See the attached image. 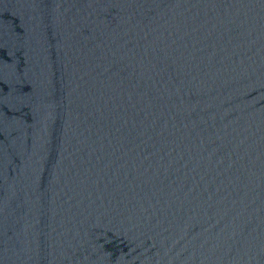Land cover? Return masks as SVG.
<instances>
[{"label": "water", "instance_id": "water-1", "mask_svg": "<svg viewBox=\"0 0 264 264\" xmlns=\"http://www.w3.org/2000/svg\"><path fill=\"white\" fill-rule=\"evenodd\" d=\"M0 264H264V0H0Z\"/></svg>", "mask_w": 264, "mask_h": 264}]
</instances>
